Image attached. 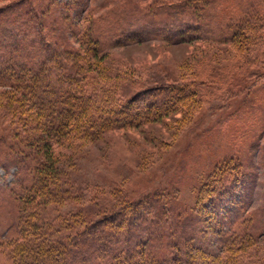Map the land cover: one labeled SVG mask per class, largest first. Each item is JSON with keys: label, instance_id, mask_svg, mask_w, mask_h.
<instances>
[{"label": "rangeland", "instance_id": "obj_1", "mask_svg": "<svg viewBox=\"0 0 264 264\" xmlns=\"http://www.w3.org/2000/svg\"><path fill=\"white\" fill-rule=\"evenodd\" d=\"M9 1L0 0V5ZM185 1L24 0L21 5L33 6L37 19L27 20L26 25L22 18L9 20L0 44L14 39L15 45L19 43L12 54L14 64L21 66L28 59L36 65L45 56L63 58L74 52L79 37L92 24L105 34L99 57L125 80L126 92L146 82L177 80L180 72L194 67L205 101L191 123L177 129V116L169 115L68 148L73 165L67 182L76 189L88 186L87 194L111 187L121 189L128 199L161 197L165 212L158 213V225L153 226L158 229L154 246L160 253L165 252V241L180 235L199 238L207 252L216 253L228 236L248 234L264 252V77L254 75L261 66L244 68L231 45L212 33L230 16L239 17L250 9L255 0H210L200 16L188 14ZM185 21L200 25L177 35L176 24ZM26 52L32 56L25 57ZM4 99L0 96L1 237L15 233L14 191L32 180L28 162L18 157L22 137L13 136L19 131L6 115ZM230 154L240 163L243 181H237V191L214 212L215 221L206 223L193 212L197 189ZM76 203L72 199L59 207L50 205L45 214L53 218L75 210ZM194 228L200 230L198 235ZM3 260L0 256V264Z\"/></svg>", "mask_w": 264, "mask_h": 264}, {"label": "trees", "instance_id": "obj_2", "mask_svg": "<svg viewBox=\"0 0 264 264\" xmlns=\"http://www.w3.org/2000/svg\"><path fill=\"white\" fill-rule=\"evenodd\" d=\"M23 1L0 5V39L9 20L22 18L26 23L37 17L34 7L29 3L23 7ZM211 4L210 0L184 3L188 14L198 16ZM249 8L239 17L230 16L212 33L231 45L244 68L261 66L254 75L264 77V0H255ZM198 25L178 23L176 34H188ZM87 28L74 52L63 58L45 56L36 65L28 59L21 66L14 64L12 54L19 48L14 39L7 46L0 44L6 49L0 50V96L6 100L7 117L19 131L13 136L22 137L18 157L32 169L31 184L14 191L16 229L12 236H0L1 264H264V252L251 234L228 236L216 253L207 252L199 238L180 235L165 241V252L160 253L154 246L158 232L154 227L165 212L161 197L128 199L121 189L111 187L87 194L88 186L75 182L76 189L67 182L73 160L66 149L80 148L114 129L169 115L177 116L178 129L192 122L205 101L194 67L180 72L177 80L146 82L126 92L125 80L99 57L104 32L92 24ZM233 156L222 159L199 185L193 205L199 220L214 222V212L234 193L237 181H243L240 163ZM72 199L78 202L75 210L53 218L45 214L50 205L59 207ZM198 232L194 228L193 234Z\"/></svg>", "mask_w": 264, "mask_h": 264}]
</instances>
